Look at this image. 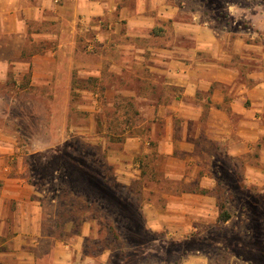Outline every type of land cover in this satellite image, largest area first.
<instances>
[{"label": "rangeland", "instance_id": "374dc122", "mask_svg": "<svg viewBox=\"0 0 264 264\" xmlns=\"http://www.w3.org/2000/svg\"><path fill=\"white\" fill-rule=\"evenodd\" d=\"M117 2L111 18L117 23L126 22L119 18L123 6L131 15L142 6L155 19L166 9L186 7L196 21L264 48V0ZM56 22L43 27L59 37L33 41L30 35L24 58L57 50L65 58L58 73L34 81L31 69L11 68L0 78V136L6 144L15 140L8 155L14 175L34 186L31 198L40 214L37 221L11 222L10 235L0 238V264H264V174L248 171L256 160L203 144L193 152L179 147L177 161L160 156L164 125L144 109V98H157L156 91L149 93L147 69L139 64L128 75H96L101 54L120 55L99 49L95 28L107 29L108 21L89 18L84 29L80 21L77 29ZM60 36L68 45L58 49ZM204 148L214 157H203L202 171L191 176L195 162L187 158L205 155ZM183 160L190 168L182 167ZM194 193L213 197L214 211L180 210L182 195ZM16 233L22 237L13 238Z\"/></svg>", "mask_w": 264, "mask_h": 264}, {"label": "crops", "instance_id": "0c3cea01", "mask_svg": "<svg viewBox=\"0 0 264 264\" xmlns=\"http://www.w3.org/2000/svg\"><path fill=\"white\" fill-rule=\"evenodd\" d=\"M117 6V0H78L73 4L63 0H0V78H5L7 69L11 68L17 72L31 69L34 81L39 77L52 79L58 73L65 58L60 60L57 50L24 58L29 42L59 37L55 31L44 28L47 23L67 21L77 29L80 21L84 29L89 18L95 17L99 23L108 21L107 29L102 24L95 28L99 49L108 47L111 51L118 50L120 55L115 58L101 54L95 74L101 76L106 71L120 77L122 73L128 75L139 64L147 69L149 93L156 91L157 98H144L148 101L144 109L152 113L157 119L155 122L161 121L164 125L157 139L160 156L177 161L179 157L175 153L179 147L188 146L193 152L195 146L203 144L207 148L214 146L232 158L249 156L256 163L249 164L248 171L264 174L263 46L196 21L192 18L194 13L186 7L161 11L156 21L144 14L142 6L134 15L129 14L128 6H123L119 18L126 22L117 23L111 19L117 13ZM184 15L188 18L180 17ZM157 23L160 25L156 28ZM32 24L39 29H31ZM118 36L129 41L118 42ZM59 40L58 49L68 45L61 36ZM104 62L108 63L107 69L100 65ZM41 64L48 69L42 72ZM78 71L85 70L81 67ZM12 143L6 144L0 136V238L10 235L11 222L16 223L13 221L16 218L40 219L39 207L31 198L34 186L14 175L8 157L15 147ZM203 150L205 155L198 152L187 158L195 162L189 172L191 176L202 171L203 157H214L207 149ZM187 161L183 160V168ZM182 196L194 203L182 198L184 202L178 206L182 211L192 207L196 208L192 210L196 215L214 211L215 199L211 196L199 193ZM22 205L26 206L25 210H18ZM12 228L14 233L19 232L15 229L17 226ZM14 235L16 239L22 237V233ZM24 236L29 238V234Z\"/></svg>", "mask_w": 264, "mask_h": 264}, {"label": "trees", "instance_id": "16d2710c", "mask_svg": "<svg viewBox=\"0 0 264 264\" xmlns=\"http://www.w3.org/2000/svg\"><path fill=\"white\" fill-rule=\"evenodd\" d=\"M221 219L227 221L229 219V217L228 216H224V217L222 216Z\"/></svg>", "mask_w": 264, "mask_h": 264}]
</instances>
